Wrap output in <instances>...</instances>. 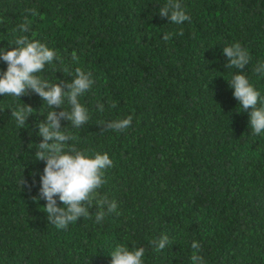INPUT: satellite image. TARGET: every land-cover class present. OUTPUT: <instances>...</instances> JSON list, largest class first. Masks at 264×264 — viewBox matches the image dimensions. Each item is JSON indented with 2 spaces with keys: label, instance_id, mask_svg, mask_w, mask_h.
Listing matches in <instances>:
<instances>
[{
  "label": "trees",
  "instance_id": "1",
  "mask_svg": "<svg viewBox=\"0 0 264 264\" xmlns=\"http://www.w3.org/2000/svg\"><path fill=\"white\" fill-rule=\"evenodd\" d=\"M166 2L0 0V48L23 34L55 50L60 59L39 74L50 84L71 81L65 68L92 73L79 98L90 119L79 128L61 120L77 138L66 150L109 154L99 192L118 205L101 223L92 205L91 218L51 224L46 201L33 197L45 166L37 124L52 109L34 92L0 96V264H110L119 244L143 246L144 264H193L194 240L203 264H264V133L252 132L228 82L243 71L264 96L253 71L264 62V0H180L191 17L181 25L160 16ZM25 19L31 31H15ZM236 42L251 56L243 70L225 67L223 47ZM24 103L33 114L18 128L11 109ZM129 115L128 129L106 128ZM164 235L171 244L156 251Z\"/></svg>",
  "mask_w": 264,
  "mask_h": 264
},
{
  "label": "clouds",
  "instance_id": "2",
  "mask_svg": "<svg viewBox=\"0 0 264 264\" xmlns=\"http://www.w3.org/2000/svg\"><path fill=\"white\" fill-rule=\"evenodd\" d=\"M33 16L37 15L35 9H29ZM161 17H168L171 23L181 25L191 17L181 7L180 0H167L159 8ZM19 33L31 31L30 21L25 19L15 30ZM178 34L183 35L181 29ZM172 33H165L163 39H171ZM11 48H0V59L7 64L5 71L0 73V96L20 98L31 93L38 94L43 102L52 109L47 112L43 121L38 122V135L42 137L36 144V160L45 161L43 174L40 176L41 187L39 196L33 200L43 198L44 212L48 220L58 229H66L69 224L75 223L80 217L91 218L89 208L96 206L95 223H101L105 216L117 212L115 200H109L107 195H101L99 189L107 183L105 172L114 166V161L107 152H97L94 155L86 154L71 146L66 150V142L77 139L63 129L61 120L69 121L73 127L79 128L90 119L88 109L80 102V97L88 92L94 83L91 72L77 67L75 75L65 68L72 76L71 81H60L50 84L47 79L41 78L40 73L45 71L47 65L59 60V54L38 40H30L27 35H18ZM227 57L226 68L243 70L249 64L251 56L248 50L239 42L223 47ZM72 59H78L75 52ZM253 71L264 77V62H259ZM229 86L234 90L233 95L238 101L239 111L249 112V125L254 134L264 133V96L261 95L249 81L243 71H236L230 80ZM67 104L66 109L64 105ZM115 108V103L110 105ZM55 108L62 110L57 112ZM98 111H104L100 104ZM33 114V107L28 104L11 109L17 127H25L28 117ZM131 115L106 123V128L122 132L132 124ZM103 130V129H102ZM21 184L24 183L21 178ZM57 197L61 205L57 203ZM118 214V213H117ZM156 251L165 249L171 244L167 235L158 241L151 242ZM193 264H203L202 256L197 253L201 245L197 241L191 243ZM110 264H144L145 248L143 246L130 249L119 244L110 252Z\"/></svg>",
  "mask_w": 264,
  "mask_h": 264
}]
</instances>
